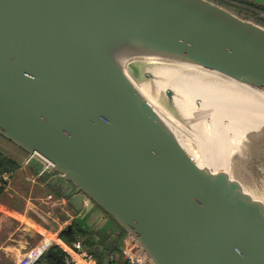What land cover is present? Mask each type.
<instances>
[{
  "label": "water",
  "instance_id": "water-1",
  "mask_svg": "<svg viewBox=\"0 0 264 264\" xmlns=\"http://www.w3.org/2000/svg\"><path fill=\"white\" fill-rule=\"evenodd\" d=\"M91 25L194 54L264 90V28L215 1L0 0V137L50 162L76 189L77 212L102 208L154 264H264V203L98 90L71 47ZM46 259L63 262L55 246Z\"/></svg>",
  "mask_w": 264,
  "mask_h": 264
},
{
  "label": "bare ground",
  "instance_id": "bare-ground-1",
  "mask_svg": "<svg viewBox=\"0 0 264 264\" xmlns=\"http://www.w3.org/2000/svg\"><path fill=\"white\" fill-rule=\"evenodd\" d=\"M71 47L81 67L102 94L125 102L166 126L208 164L211 163L194 149L191 139H187L192 125L206 126L213 122L220 128L235 125L246 131L258 124L257 113H264V90L243 82L241 76L229 73L215 63L142 36L91 25L87 31L76 34ZM153 92L154 96H159L160 92L173 96L171 100L175 98L186 111L185 122L177 121L174 115L172 120H169L170 115L169 119L164 115L166 120L164 116L159 117L171 105L164 108L161 102L159 108L154 105L158 112L154 111L149 95ZM161 97L163 99V96L158 98ZM164 97L167 96L164 94ZM165 100L161 101H168Z\"/></svg>",
  "mask_w": 264,
  "mask_h": 264
},
{
  "label": "crops",
  "instance_id": "crops-1",
  "mask_svg": "<svg viewBox=\"0 0 264 264\" xmlns=\"http://www.w3.org/2000/svg\"><path fill=\"white\" fill-rule=\"evenodd\" d=\"M225 6L237 14L243 13L251 22L264 28V15ZM253 6L264 13V0H257ZM29 156L0 137V161L9 174V181L0 188L2 264H28L37 258L54 264V259H46V248L55 244L60 253V236L68 230H75L78 234L76 243L92 252L103 264L102 248L115 236L112 253L117 254L118 263L128 264L121 252L130 235L94 203L85 202L83 210L77 212L69 202L76 193L74 186L53 171L39 176L44 165L37 159L25 165ZM49 195L60 200V204L48 203ZM143 258L147 257L143 255Z\"/></svg>",
  "mask_w": 264,
  "mask_h": 264
},
{
  "label": "rangeland",
  "instance_id": "rangeland-1",
  "mask_svg": "<svg viewBox=\"0 0 264 264\" xmlns=\"http://www.w3.org/2000/svg\"><path fill=\"white\" fill-rule=\"evenodd\" d=\"M220 5L229 9V7L225 5ZM238 16L244 17L241 13H238ZM152 94L149 95L152 97L151 101L153 102L152 107L153 110L155 109L154 111L158 112L154 105L159 108L161 102V104H164V108L166 105H171L166 107L168 109L163 108L164 113L162 116H159L156 112L155 115L159 117L165 115L168 119L170 115L171 117L169 120H172L171 118H173L174 115V119L177 118V121L181 123L185 122L183 119H186L184 118L186 111L180 108L175 98L171 100L173 96L168 94L170 95V97H168V95H166L167 93H164L165 96H167L164 97L162 92L159 93V96H154V92ZM155 94L158 93L155 92ZM160 96H163V99L162 97L158 98ZM160 99L163 101L164 99L168 100L169 104H165L166 102L168 103V101L165 100L166 102L163 103ZM152 102L149 103L151 104ZM156 102L158 106L155 104ZM169 109H171L170 112ZM165 116L163 117L164 119ZM256 117L258 124L246 131H242L235 125L220 128L217 123L213 122H209L206 126H204V124H191L193 127V130H191L193 132L190 130L191 132L189 131L188 134L190 138H186L191 139V145L194 149L202 153L217 171L227 174L230 178L236 179L243 185L247 193L254 199L264 203V113H257Z\"/></svg>",
  "mask_w": 264,
  "mask_h": 264
},
{
  "label": "built area",
  "instance_id": "built-area-1",
  "mask_svg": "<svg viewBox=\"0 0 264 264\" xmlns=\"http://www.w3.org/2000/svg\"><path fill=\"white\" fill-rule=\"evenodd\" d=\"M222 5H229L237 9H241L245 12H251L257 15H264V13L253 6V4L257 0H212ZM33 159L44 160L41 156H29L25 165H29ZM45 161V160H44ZM53 165L50 162L46 161L43 169L39 172V176L44 175L47 171H51ZM9 181V174L4 173L0 176V188L4 186L6 182ZM48 203L54 206H58L60 204V200L56 199L53 195H49L46 199ZM51 246H56L51 245ZM49 247L46 248V251ZM60 249L63 253V262L61 264H103L96 259V256L87 250L82 249V245L80 243L73 244V246H69L67 244H61ZM122 257L126 260L128 264H154L148 258H143L144 253L141 248L137 244V242L130 238L129 242L121 252ZM3 262V257L0 255V264ZM118 256L115 253H112L110 256L109 264H117ZM28 264H50L40 258L31 260Z\"/></svg>",
  "mask_w": 264,
  "mask_h": 264
},
{
  "label": "trees",
  "instance_id": "trees-1",
  "mask_svg": "<svg viewBox=\"0 0 264 264\" xmlns=\"http://www.w3.org/2000/svg\"><path fill=\"white\" fill-rule=\"evenodd\" d=\"M230 9V8H229ZM243 14V13H242ZM8 170H5L4 169V166L3 164L1 163L0 161V176H2L4 173H8L7 172ZM76 231L75 230H68L66 232H64L61 236H60V241H62L61 243H59L60 245L61 244H67L69 246H73V244L76 243L77 241V236L78 234L75 233ZM56 248H59V246H55ZM61 250V249H60ZM61 255H63L62 251L60 252ZM54 264H61V263H58L57 261H54ZM117 264H121V263H117Z\"/></svg>",
  "mask_w": 264,
  "mask_h": 264
}]
</instances>
